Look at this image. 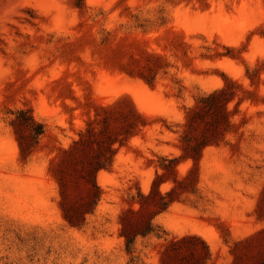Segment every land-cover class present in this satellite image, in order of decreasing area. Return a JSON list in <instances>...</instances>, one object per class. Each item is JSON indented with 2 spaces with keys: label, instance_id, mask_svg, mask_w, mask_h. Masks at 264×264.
<instances>
[{
  "label": "rangeland",
  "instance_id": "1",
  "mask_svg": "<svg viewBox=\"0 0 264 264\" xmlns=\"http://www.w3.org/2000/svg\"><path fill=\"white\" fill-rule=\"evenodd\" d=\"M263 218L264 0H0V264H264Z\"/></svg>",
  "mask_w": 264,
  "mask_h": 264
},
{
  "label": "crops",
  "instance_id": "2",
  "mask_svg": "<svg viewBox=\"0 0 264 264\" xmlns=\"http://www.w3.org/2000/svg\"><path fill=\"white\" fill-rule=\"evenodd\" d=\"M238 203H239V206H233V205H237ZM241 203H242L241 198L237 197L236 195H233V192H232V194H230V204H232V206H230L229 208L230 212L232 213L235 211H239L240 213L244 212L243 208L241 207ZM261 221H264V218L260 219V222Z\"/></svg>",
  "mask_w": 264,
  "mask_h": 264
},
{
  "label": "trees",
  "instance_id": "3",
  "mask_svg": "<svg viewBox=\"0 0 264 264\" xmlns=\"http://www.w3.org/2000/svg\"><path fill=\"white\" fill-rule=\"evenodd\" d=\"M41 133H42V130L38 132V134H41ZM149 226H150V225H149ZM150 227H151V226H150ZM150 227H149V231H151ZM122 236L125 238V243H126V246L128 247L129 244H130V242H131L130 239H129L127 236L123 235V233H122ZM196 238H197V237H196Z\"/></svg>",
  "mask_w": 264,
  "mask_h": 264
},
{
  "label": "bare ground",
  "instance_id": "4",
  "mask_svg": "<svg viewBox=\"0 0 264 264\" xmlns=\"http://www.w3.org/2000/svg\"><path fill=\"white\" fill-rule=\"evenodd\" d=\"M136 101H137L138 104L140 103L139 99H137V98H136Z\"/></svg>",
  "mask_w": 264,
  "mask_h": 264
}]
</instances>
